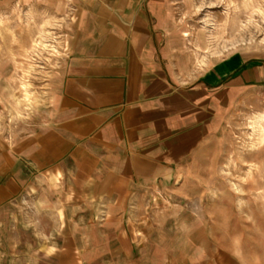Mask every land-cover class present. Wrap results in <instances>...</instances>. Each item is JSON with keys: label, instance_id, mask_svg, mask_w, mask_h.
I'll list each match as a JSON object with an SVG mask.
<instances>
[{"label": "crops", "instance_id": "obj_1", "mask_svg": "<svg viewBox=\"0 0 264 264\" xmlns=\"http://www.w3.org/2000/svg\"><path fill=\"white\" fill-rule=\"evenodd\" d=\"M207 2L210 55L197 59L171 0H53L47 116L0 165V205L26 193L30 167L52 216L26 264H248L196 218L171 223L159 197L237 109L264 100V0Z\"/></svg>", "mask_w": 264, "mask_h": 264}, {"label": "rangeland", "instance_id": "obj_2", "mask_svg": "<svg viewBox=\"0 0 264 264\" xmlns=\"http://www.w3.org/2000/svg\"><path fill=\"white\" fill-rule=\"evenodd\" d=\"M171 3L189 34L187 47L194 58L209 56L206 50L214 7L207 0ZM54 11L53 0H0V165L3 153L12 152L20 138L34 134L47 116L60 72ZM256 40L250 39L251 43ZM244 41L237 39L236 47ZM258 115H264L263 99L237 109L180 169L187 180L169 183V192L159 196L167 202L171 223L182 217L196 218L218 241L220 251L240 255L248 264H264V142L253 129ZM260 127L264 131V120ZM26 170V193L0 205V264H26V259L40 252V234H50L52 216L40 212L35 198L36 171ZM155 201L162 203L161 199ZM175 233L172 230L171 248L179 251Z\"/></svg>", "mask_w": 264, "mask_h": 264}, {"label": "bare ground", "instance_id": "obj_3", "mask_svg": "<svg viewBox=\"0 0 264 264\" xmlns=\"http://www.w3.org/2000/svg\"><path fill=\"white\" fill-rule=\"evenodd\" d=\"M264 120V115H258L253 120V129L256 133H259L260 142H264V131L260 127L261 121Z\"/></svg>", "mask_w": 264, "mask_h": 264}]
</instances>
